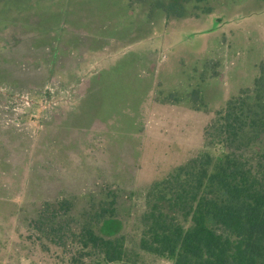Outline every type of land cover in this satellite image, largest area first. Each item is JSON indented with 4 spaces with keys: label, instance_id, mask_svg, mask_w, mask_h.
I'll return each instance as SVG.
<instances>
[{
    "label": "rangeland",
    "instance_id": "rangeland-1",
    "mask_svg": "<svg viewBox=\"0 0 264 264\" xmlns=\"http://www.w3.org/2000/svg\"><path fill=\"white\" fill-rule=\"evenodd\" d=\"M262 62L264 0H0V264H68L95 212L124 255L87 263L172 264L139 247L148 188Z\"/></svg>",
    "mask_w": 264,
    "mask_h": 264
},
{
    "label": "trees",
    "instance_id": "trees-1",
    "mask_svg": "<svg viewBox=\"0 0 264 264\" xmlns=\"http://www.w3.org/2000/svg\"><path fill=\"white\" fill-rule=\"evenodd\" d=\"M203 134L213 151L149 186L139 247L172 264H264V62L253 89L230 97ZM95 214L79 225L68 264H92L84 259L88 247L105 263L122 259V241L98 233L103 215Z\"/></svg>",
    "mask_w": 264,
    "mask_h": 264
}]
</instances>
